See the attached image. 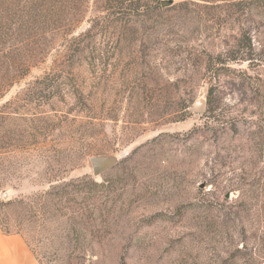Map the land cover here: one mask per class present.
I'll return each instance as SVG.
<instances>
[{"label":"rangeland","instance_id":"rangeland-1","mask_svg":"<svg viewBox=\"0 0 264 264\" xmlns=\"http://www.w3.org/2000/svg\"><path fill=\"white\" fill-rule=\"evenodd\" d=\"M155 3L0 0V226L41 264H264V0Z\"/></svg>","mask_w":264,"mask_h":264},{"label":"crops","instance_id":"crops-1","mask_svg":"<svg viewBox=\"0 0 264 264\" xmlns=\"http://www.w3.org/2000/svg\"><path fill=\"white\" fill-rule=\"evenodd\" d=\"M0 264H41L25 238L0 226Z\"/></svg>","mask_w":264,"mask_h":264},{"label":"water","instance_id":"water-1","mask_svg":"<svg viewBox=\"0 0 264 264\" xmlns=\"http://www.w3.org/2000/svg\"><path fill=\"white\" fill-rule=\"evenodd\" d=\"M160 3L163 7H166L172 5L174 3V0H161ZM206 109L207 101L203 98H200L196 101L191 110L194 112L203 113L206 111ZM90 161L93 167L94 174L98 175L113 167L117 163L118 157L107 155L92 156L90 158Z\"/></svg>","mask_w":264,"mask_h":264},{"label":"trees","instance_id":"trees-1","mask_svg":"<svg viewBox=\"0 0 264 264\" xmlns=\"http://www.w3.org/2000/svg\"><path fill=\"white\" fill-rule=\"evenodd\" d=\"M127 0H107L108 4H112V6H114L117 3H128L127 5L131 6L134 4H139L140 2H144L145 0H129V2H126ZM155 1V5L159 6V3L161 2V0H152ZM7 76L5 75V71L3 70V67L0 65V97L2 96L3 92L5 89L8 88V86H10V84L12 83L13 80L8 81V78H6Z\"/></svg>","mask_w":264,"mask_h":264}]
</instances>
